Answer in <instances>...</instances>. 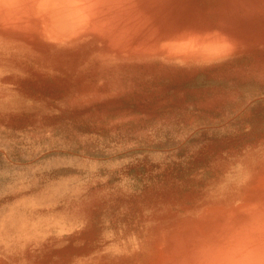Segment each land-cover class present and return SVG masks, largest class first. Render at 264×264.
Wrapping results in <instances>:
<instances>
[{"label":"rangeland","instance_id":"1","mask_svg":"<svg viewBox=\"0 0 264 264\" xmlns=\"http://www.w3.org/2000/svg\"><path fill=\"white\" fill-rule=\"evenodd\" d=\"M53 1L0 0V101L4 86L16 80L14 70L25 71L23 89L37 111L55 107L60 113L44 119L53 138L59 143L73 132L92 137L102 156L135 139L133 133L148 120L199 124L198 134L186 143L165 145L172 154L163 165L145 156L137 164L101 171L110 179L97 184L103 193L98 215L108 216L115 243L134 233L144 241L139 251L120 256L119 264H161L163 259L162 264H167L174 254H190V247L198 251L231 217L230 212H235L231 218L242 219L256 201V207L264 203V164L252 167L251 180L241 188L229 181L231 166L245 150L251 149L259 159L264 145L261 0H108L116 6L103 10V16L86 27L87 17L82 18L85 22L76 21L72 33L69 27L74 22L66 27L60 19L65 10L53 7ZM225 33L245 40L251 48L241 58L214 63L222 55ZM124 36L125 43L118 46ZM188 39L190 44L184 41ZM214 47L220 50L216 54ZM5 71L12 74L4 75ZM245 94L254 97L248 132L237 127L235 117ZM57 101L69 106L61 110ZM35 124L15 117L0 119V185L29 184L41 176L31 168L45 159L37 151L43 143L25 135ZM126 154L135 153L112 158ZM61 169L82 174L74 165L62 164ZM124 176L133 181L131 191L117 187ZM40 186L23 194L38 192ZM88 236L91 239V233ZM92 251L90 244L69 245L51 250L44 259L46 264H69L72 257L86 259Z\"/></svg>","mask_w":264,"mask_h":264},{"label":"clouds","instance_id":"2","mask_svg":"<svg viewBox=\"0 0 264 264\" xmlns=\"http://www.w3.org/2000/svg\"><path fill=\"white\" fill-rule=\"evenodd\" d=\"M261 3L264 4V0ZM115 6L108 0H73L58 5L65 10V15L78 22L82 19V13L86 15L85 27L87 23L103 15V10ZM222 44L223 53L214 63H227L241 58L248 54L250 48L248 42L228 33L223 35ZM3 74L12 73L5 71ZM14 74L15 82L5 85L3 89L0 119L8 121L15 117L25 121L35 120L36 124L25 135L33 136L36 141L43 143V148L37 151H41L45 159L31 168L33 173H41L31 183H21L19 186L16 183L0 185V264H46L45 254L53 249L89 244L93 248L91 254L86 259L74 256L69 264H119L120 256L139 251L144 241L134 233L119 245L115 243V233L108 216L98 215L100 196L103 193L97 189V184L106 183L110 179L109 175H101V171L137 164L145 156L151 163L163 165L172 154L165 145L179 147L186 143L189 138L198 134L199 124L191 120L181 125L148 120L133 133L135 139L114 146L102 156L92 137L77 132L58 143L44 119L60 113L55 107L37 111L34 100L23 89L22 82L28 73L15 69ZM253 99L251 95L245 94L244 100L236 109L237 127L244 132L251 129L247 120L251 116ZM56 104L61 110L69 106L67 101H57ZM260 152L257 159L251 149H246L245 155L231 166L229 181L236 188L248 184L255 164H264V145ZM118 153L135 154L113 159ZM62 164L74 165L82 174L62 170ZM45 172L51 175L45 176ZM41 180L44 181L42 186ZM132 183L130 177L124 176L117 187L131 191ZM36 186H40L38 192L23 194L28 188ZM256 232L252 243L257 254L249 264H264V219L258 222Z\"/></svg>","mask_w":264,"mask_h":264},{"label":"bare ground","instance_id":"3","mask_svg":"<svg viewBox=\"0 0 264 264\" xmlns=\"http://www.w3.org/2000/svg\"><path fill=\"white\" fill-rule=\"evenodd\" d=\"M59 1H60V3H59ZM54 2V6L53 7H57L58 5H63V4H66V3H70V2H73V0H54L53 1ZM115 4H117V3H115ZM119 5V4H118ZM61 8V7H60ZM61 9H63V8H61ZM64 10V9H63ZM111 10V9H110ZM109 10V11H110ZM32 12V11H31ZM117 12V11H116ZM65 13V12H64ZM43 15V14H42ZM47 15H48V13H47ZM111 15V14H110ZM109 15V16H110ZM101 16H103V15H101ZM49 18V17H48ZM82 18L84 19V20H86L85 18H86V15H84L83 13H82ZM50 19V18H49ZM60 19H61V21L63 22V23H65L66 25V27H69L67 24H69V25H72L73 24V22H74V24L71 26V27H69L70 29H71V31H70V33H72V30L75 28H73V26H77V22H76V20L74 21V19L73 18H71V17H69V16H67V15H65V14H62L61 15V17H60ZM72 19H73V21H72ZM81 20V23H82V21H84V20ZM110 19V18H109ZM101 20H103V19H101ZM71 21H72V23H71ZM104 21V20H103ZM107 22H108V20H106ZM110 21V20H109ZM54 22V21H53ZM57 22V21H56ZM85 22V21H84ZM102 22V21H101ZM101 22H99L100 23V25L103 23H101ZM78 23H80V22H78ZM98 23V22H97ZM104 23H106L105 21H104ZM112 23V22H111ZM254 23V22H253ZM110 23L108 22V24H107V27H108V25H109ZM113 24V23H112ZM115 24V23H114ZM260 24V23H259ZM258 24V25H259ZM56 25H58V23L56 24ZM62 25V24H61ZM79 25V24H78ZM81 25H83V24H81ZM115 25H117V24H115ZM253 25V24H252ZM255 25H257V23L255 22ZM257 25V26H258ZM63 26H64V24H63ZM97 25L95 24V27H96ZM99 26V25H98ZM97 26V27H98ZM112 26V25H111ZM78 27V26H77ZM77 27L74 29V31L77 29ZM101 27V26H100ZM102 27H106V26H103L102 25ZM102 27H101V29H102ZM107 27H106V29H107ZM116 26H114V28H115ZM121 27V26H120ZM120 27H117V29L118 28H120ZM253 27V26H252ZM59 28H61V27H59ZM67 29V30H70V29ZM93 28V27H92ZM99 28V27H98ZM254 28V27H253ZM258 28V27H257ZM28 29V28H27ZM100 29V28H99ZM259 29V28H258ZM93 30H95V29H93ZM118 30H120L121 31V33L122 34H124L123 32H122V30H121V28L120 29H118ZM127 30V29H126ZM116 32V33H120V31H115V30H112V32ZM107 32H108V29H107ZM110 32V31H109ZM126 32H128V31H126ZM135 32V31H134ZM138 32V31H137ZM199 32V31H198ZM130 33V32H129ZM33 34H34V31H33ZM127 34V33H126ZM222 34V33H221ZM39 35V34H38ZM42 35V34H41ZM67 35H69L68 34V32H67ZM66 35V36H67ZM76 35H77V33H76ZM130 34H128V36H129ZM48 36V35H47ZM61 36H62V33H61ZM118 36H120V35H118ZM27 37H29L28 35H27ZM51 37V36H50ZM122 37V36H121ZM121 37H119V40H120V38ZM127 37V36H126ZM196 36L194 35V39H196L195 38ZM124 38V39H123ZM123 38H121V39H123V40H121V41H119V43H118V46L119 45H121V42L123 41L124 42V40L126 39L125 38V36L123 37ZM127 39H129V38H127ZM190 41H192L193 39H192V37L190 36ZM189 39L188 40H184L186 43L188 42H190L189 41ZM192 39V40H191ZM116 41H118V39L116 40ZM178 41V40H177ZM176 41V42H177ZM194 42H195V44L197 43V40L195 41V40H193ZM122 42V43H123ZM168 42V41H167ZM170 42V41H169ZM125 43V42H124ZM192 43V48L194 47V48H196V46H195V44H193V42H191ZM255 43V42H254ZM46 44H48V43H46ZM45 43L43 44V45H46ZM113 44H114V42H113ZM134 44V43H133ZM168 44V43H167ZM190 44V43H189ZM199 44V43H198ZM41 45H42V43H41ZM131 45V44H130ZM180 45V44H179ZM201 45V44H200ZM200 45H197L198 47L200 46ZM124 46V45H123ZM132 46V45H131ZM130 46V47H131ZM134 46H135V44H134ZM134 46H132V47H134ZM137 46V45H136ZM47 47V46H46ZM121 47V46H120ZM138 47V46H137ZM161 47V46H160ZM162 47H164V46H162ZM161 47V48H162ZM221 47H223V44H221ZM44 48V47H43ZM122 48V47H121ZM128 48V50H130V48L129 47H127ZM135 48V47H134ZM146 48H147V46H146ZM152 48V47H151ZM166 48V47H165ZM168 48V47H167ZM191 48V49H192ZM251 48V47H250ZM249 48V49H250ZM119 50H120V48H118ZM123 49H126V48H124L123 47ZM145 49V48H144ZM176 49V48H175ZM172 50V48L170 49L171 51H176L177 50V52H178V48L176 49V50ZM218 49V47H214V49L212 48L211 50H214V51H216L215 52V54L216 53H218L219 51L217 50ZM221 49V48H220ZM118 50V53L121 51H119ZM150 50V48L148 49V51ZM155 50V49H154ZM158 50V49H157ZM211 50H208V51H210V53L209 54H211ZM257 50V49H256ZM255 50V51H256ZM131 51V50H130ZM147 51V52H148ZM189 51V50H188ZM208 51H206V52H208ZM155 52H156V50H155ZM168 52V51H167ZM179 52H181V51H179ZM178 52V53H179ZM184 52V51H183ZM190 52V51H189ZM122 53L124 54V52H123V50H122ZM157 53V52H156ZM191 53V52H190ZM220 53H223V50L221 49V52ZM220 53H219V56H220ZM170 54V53H169ZM176 54V53H175ZM188 54V53H187ZM212 54H213V52H212ZM167 55V54H166ZM214 55V54H213ZM14 56V55H13ZM190 57V56H189ZM193 58V57H192ZM22 59V58H21ZM23 60V59H22ZM95 75V74H94ZM256 175H258V174H256ZM254 184H255V182H253ZM253 183H251L252 184V186L254 187V184ZM262 182H260V184H261ZM260 184H258V186L260 185ZM249 186V185H248ZM264 186V185H263ZM249 189H250V186L248 187ZM261 188V187H260ZM253 189H255V188H253ZM257 189V188H256ZM255 189V190H256ZM259 189V188H258ZM257 189V190H258ZM262 190H264L263 188H262ZM259 191V190H258ZM260 192V191H259ZM262 192V191H261ZM254 193H256V192H254ZM256 194H258V192L256 193ZM259 194H261V193H259ZM259 194H258V197H259ZM261 196H264V194L262 193V195ZM254 197V196H253ZM263 198V197H262ZM262 198H260V199H262ZM256 199H258L257 197H256ZM262 200H264V198L262 199ZM261 200V201H262ZM255 204H256V206H257V201L255 202ZM259 204H261V206H258V207H256V206H254V207H252L250 210H248L247 211V214H245V218H242V219H238V218H231L232 217V215H233V213H235V212H230V214H232L231 215V217L230 216H228L224 221H223V223H222V225L221 226H219L218 228H216L217 230H214L213 232H214V237L213 236H211L210 237V239L207 241V243L206 244H204L198 251L197 250H195V249H193L192 247H190V250H189V253L190 254H186L185 256H180V255H176V254H174V257H172V258H170L169 260H168V263L167 264H249V262L251 261V260H253L255 257H256V254H257V252H256V248H255V245L252 243V240H253V238L256 236V234H257V232H256V227H257V224H258V222L260 221V220H262V219H264V203L263 202H261V203H259L258 202V205ZM263 204V205H262ZM235 206V205H234ZM224 207H226L227 208V206H223V208ZM221 208V207H220ZM234 209L232 208V211H233ZM229 211H231V210H229ZM225 214V213H224ZM229 214V215H230ZM219 215V214H218ZM226 215V214H225ZM223 218L222 219H224V215L222 216ZM239 217V216H238ZM241 217V216H240ZM216 220V219H215ZM219 220V219H218ZM217 221V220H216ZM221 222V221H220ZM212 223V222H211ZM216 224V223H215ZM188 229V228H187ZM213 230V229H212ZM172 233V232H171ZM195 236H199V235H195ZM152 251V250H151ZM148 252H149V250H148ZM150 253V252H149ZM146 254V253H145ZM167 256V255H166ZM169 256V255H168ZM167 256V257H168ZM166 257V258H167ZM163 258V257H162ZM165 259H163L162 260V262L164 261ZM162 262H161V264H162ZM165 264H166V262H164Z\"/></svg>","mask_w":264,"mask_h":264}]
</instances>
